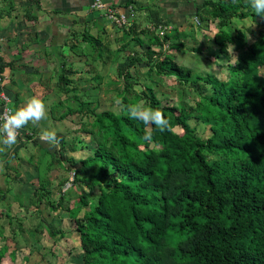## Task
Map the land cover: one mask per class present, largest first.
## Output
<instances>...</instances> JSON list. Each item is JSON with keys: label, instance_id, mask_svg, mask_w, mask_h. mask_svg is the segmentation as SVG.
Listing matches in <instances>:
<instances>
[{"label": "trees", "instance_id": "obj_1", "mask_svg": "<svg viewBox=\"0 0 264 264\" xmlns=\"http://www.w3.org/2000/svg\"><path fill=\"white\" fill-rule=\"evenodd\" d=\"M195 15L201 22L216 20L212 42L220 53L226 43L237 51L227 78L193 76L166 55H149L158 75L190 81L197 98L193 106L181 104L174 114L173 108L159 107L145 86L140 95L146 106L160 109L171 123L165 132L152 125L151 143L143 139L148 127L129 119L124 107L118 114L93 115L85 131L93 146L73 170L72 183L96 189L97 195L91 202L81 194L79 207L67 211L80 264H264V75L258 71L264 70V18L246 0H203ZM247 17L257 30L245 44L240 32L223 28ZM152 39L161 46L167 36ZM58 78L62 85L69 82L62 74ZM73 99L75 108L67 107L59 119L88 110ZM189 119L208 124L210 135H194ZM39 182L33 195L43 198L48 190ZM80 207L85 210L77 217ZM46 232L55 235L51 226ZM5 251L1 246L0 258Z\"/></svg>", "mask_w": 264, "mask_h": 264}, {"label": "rangeland", "instance_id": "obj_2", "mask_svg": "<svg viewBox=\"0 0 264 264\" xmlns=\"http://www.w3.org/2000/svg\"><path fill=\"white\" fill-rule=\"evenodd\" d=\"M196 20L197 17L191 18L188 24L194 31L183 35L177 33L175 29L169 30L163 26L158 30V24L164 26L169 24L153 25L151 21H147L145 25L139 22L133 26H115L114 32L120 33L115 37L116 40L101 33L88 34L97 42L98 47L93 46L88 40L74 45L73 38H79L80 35H69L66 47L59 51L60 57L49 58L55 68L50 72L49 81L45 83L44 90L47 93L40 97L46 106L47 118L39 124L30 122L19 131L17 143L3 153L0 152L2 157L4 154L9 155V159L7 157L9 162L2 163L11 179L6 180V185L15 181L14 171L20 175L24 173L37 175V181L28 184L26 198L20 206L22 208L17 211L9 208V225L3 229V235H0V246L6 243L8 250H12L11 244L14 247L16 235L24 232L25 239L20 243L24 248L19 251L20 253L10 254L11 258H8V261L3 257L0 264H80L81 250L67 211L79 207L78 197L81 194L91 202L97 195L96 189L88 192L72 183L73 170L79 167V161L89 155V149L93 146V138L85 132L89 129L93 115L102 111L118 114L123 105L115 103L117 98L120 100L125 98L133 101V104L145 102L140 95L145 86L151 89L159 107L173 108L174 114L178 113L181 104L193 106L197 98L189 84L190 81L179 83L172 76L158 75L149 61V55L158 53L166 55L178 66L192 72L193 76L211 75L221 81L227 78L228 67L234 62L237 51L232 44L226 43L225 54L220 53L212 42L213 33L217 29L216 22L197 20L199 23L197 25ZM208 24H211L212 29H206ZM224 29L229 34L240 32L243 42L248 44L252 41L251 34L257 30V26L250 17H247L242 20L231 19ZM163 36H167V41L163 45L152 44V37L160 41L163 40ZM134 39H138L141 44L137 45ZM111 44L117 48L109 50ZM171 45L177 46L174 49L176 53L170 48ZM82 54L88 56L87 63L80 62L81 65L60 69L61 63L68 64L66 61L70 55L81 57ZM79 59L75 58V63L79 62ZM258 71L260 75H264L262 68ZM60 72L67 73L65 77L69 81L68 84L62 85L58 81L57 74ZM124 73L127 74V78ZM0 76L2 77L1 73ZM201 86L203 93L209 92L206 85L201 83ZM1 96L3 95L0 93V98ZM73 97L79 103L87 104L88 110L59 119L67 107L75 108L76 102ZM135 97L138 99L135 100ZM187 124L192 127L193 134L200 139H206L210 135L208 124L192 119H189ZM42 130H55L59 138L58 147H51L40 140ZM172 130L176 134H181L178 127ZM214 158L208 156L209 160ZM39 180H42L45 190H48V194L43 198L30 194L40 185ZM57 203L62 205L57 210L47 207V205L53 207ZM79 209L77 217L85 210L84 207ZM12 221L16 224L18 222V226ZM50 226L56 232V238L48 236L46 230Z\"/></svg>", "mask_w": 264, "mask_h": 264}, {"label": "crops", "instance_id": "obj_3", "mask_svg": "<svg viewBox=\"0 0 264 264\" xmlns=\"http://www.w3.org/2000/svg\"><path fill=\"white\" fill-rule=\"evenodd\" d=\"M202 1L103 0L107 7L125 14L127 26L139 22L145 25L147 21H151L153 25L167 23L169 26L158 24L157 27L175 29L182 35L194 31L188 24L191 18L196 19L195 11ZM90 4L91 0H0V73L2 75L0 93L7 98V105L11 110L22 107L33 96L40 98L47 93L44 90L45 83L49 81L50 72L55 68L49 58L60 57L59 51L66 47L69 35H80L79 38H73L74 45L85 43L88 39L84 36L94 32L112 36L113 40L120 35L114 32L115 25L107 18L105 11L93 10ZM195 23L199 24L197 20ZM206 29H212L211 24H208ZM108 48L114 50L117 47L111 44ZM172 49L176 51L175 48ZM75 58H80L79 62L75 63ZM86 58H88L86 54H82L81 57L70 55L66 61L68 64L61 63L60 69L80 62L87 63ZM60 74L67 75L65 72H60L57 74V79ZM7 157L9 159V155L0 156V235H3V229L9 225V208L14 211L22 208L20 206L26 198L28 184L37 181L36 174L20 175L14 171L15 181L6 185V180H11L5 172L6 167L2 166L5 161L9 162ZM33 191L34 189L31 195ZM12 222L16 224L15 221ZM16 225L18 226V222ZM52 231L55 232L53 228ZM23 233L16 235L14 247L11 244L12 250H8L6 243L3 244L6 251L0 260L5 257L8 261V258H11L10 254L20 253L19 251L24 248L20 246L25 239ZM56 235L55 232L52 237L56 238Z\"/></svg>", "mask_w": 264, "mask_h": 264}, {"label": "clouds", "instance_id": "obj_4", "mask_svg": "<svg viewBox=\"0 0 264 264\" xmlns=\"http://www.w3.org/2000/svg\"><path fill=\"white\" fill-rule=\"evenodd\" d=\"M235 2V0H233ZM247 4L254 10L258 17L264 18V0H246ZM117 105H122L119 98L115 100ZM129 119L142 122L148 127L143 139L149 143L152 142L151 126L154 125L160 132L170 130L171 123L165 117L164 113L158 108L145 106L144 101L137 104L123 106ZM47 118V109L44 102L33 96L20 108L9 110L0 116L3 120L0 125V152L12 148L17 143L19 131L27 126L30 122L32 124H39L40 121ZM42 142L49 144L51 147H58L59 138L55 130H42L39 136Z\"/></svg>", "mask_w": 264, "mask_h": 264}, {"label": "built area", "instance_id": "obj_5", "mask_svg": "<svg viewBox=\"0 0 264 264\" xmlns=\"http://www.w3.org/2000/svg\"><path fill=\"white\" fill-rule=\"evenodd\" d=\"M90 8L93 10H104L107 18L117 27L127 26V18L124 13L115 11L114 9L107 7L103 0H91ZM160 30V27H157ZM1 83V76H0ZM0 116H3L6 111L11 110L7 107V99L4 96L0 98ZM3 120H0V124L2 125ZM20 135H18L19 138Z\"/></svg>", "mask_w": 264, "mask_h": 264}]
</instances>
